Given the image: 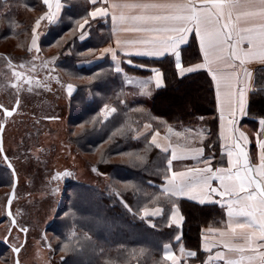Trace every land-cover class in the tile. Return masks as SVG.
Here are the masks:
<instances>
[{
    "label": "trees",
    "instance_id": "obj_1",
    "mask_svg": "<svg viewBox=\"0 0 264 264\" xmlns=\"http://www.w3.org/2000/svg\"><path fill=\"white\" fill-rule=\"evenodd\" d=\"M63 4L59 22L50 25L38 40L41 53L52 48L62 37L66 38L68 33L78 28L76 21L82 22L87 16L89 6L86 0H63ZM30 11L42 15L46 7L42 0H0V43L14 38L21 40L24 34L32 35L37 17L26 16ZM87 28L89 37L85 41H79L76 31L71 39L64 42L57 69L72 72L73 79L86 80L79 84L72 82L74 92L68 97L69 138L79 154L90 157L88 162L107 177L109 184L103 189L78 183L67 185L59 194L43 237L49 242L52 238L57 239L52 247L55 256L61 249L72 250L59 264H100V257H103L104 264L111 260L117 264H171L164 259V245L176 248L179 243L197 254L187 260V264H204L207 255L201 249V232L203 228L220 226L223 219L221 210L215 205L200 206L180 200V208L186 218L183 227L168 226L172 198L161 188L168 156L148 146L140 133L145 123H152L154 128L165 134L166 127L159 124L160 119L167 126L187 129L194 134L201 127L210 129L214 133L213 164L218 163V117L214 89L208 87L210 77L199 71L181 81L176 74L173 57H132L131 64L127 63L128 58H123L119 73L108 57L85 65L110 41L107 23L89 22ZM193 39L194 36L184 46L190 51L187 55L182 54V66H191L190 62L199 56L198 46L192 45ZM0 56L7 55L0 51ZM152 67L164 73V86L156 89L149 99L130 96L128 84L131 80L151 76ZM105 105L116 108L108 121L99 116L101 107ZM247 115L255 121L264 118V67L255 70ZM94 119L101 123L92 122ZM80 124L85 127L80 129ZM75 130L79 132L73 135ZM113 132L116 135L109 140ZM190 139L191 144L199 142L195 135ZM102 154H105V162H99ZM4 166L0 165V190L9 193L12 176ZM121 201L126 202L131 211ZM156 208H161L163 215L144 217L145 211ZM20 215L16 221H20ZM5 222V218L0 220V226ZM181 233L182 239L177 241L176 236ZM88 245H92V251L85 255ZM10 250L8 243L0 241V263L6 262L5 255Z\"/></svg>",
    "mask_w": 264,
    "mask_h": 264
},
{
    "label": "snow or ice",
    "instance_id": "obj_2",
    "mask_svg": "<svg viewBox=\"0 0 264 264\" xmlns=\"http://www.w3.org/2000/svg\"><path fill=\"white\" fill-rule=\"evenodd\" d=\"M98 2L99 6H96ZM42 3L47 6L48 11L36 20L32 28L30 52L32 48L39 51L37 44L40 35L37 28L41 21L47 20L51 23L62 7L61 0H42ZM91 4L94 6L93 10L87 13L82 22L76 21L78 28L73 29L68 36L79 31L80 39L84 40V29L89 25L88 17L92 20H107L110 17L113 37H118L120 31L139 34L131 41L122 42L117 38L116 48L102 49L103 53L111 55L117 73L121 71L118 63V57L121 56L128 58L129 64L132 63V57H174L176 74L181 81L201 70L207 72L210 77L208 87L215 90V109L220 121V156H226V167L213 164L214 133L210 129L199 128L195 133L199 146H190L192 141L187 129L184 132L175 131L160 119L159 124L165 125L168 133L163 138L166 142L161 143L159 130L154 128L152 123L143 125V139L147 145L159 149L162 153H170L163 177V192L172 198L168 226L175 225L176 229H182L186 219L180 208L182 198L201 206L216 204L226 210V224L224 227H209L208 233L215 237L210 243L205 240V233L202 231L201 248L204 251H211L216 247L223 248L225 251L216 252V257L223 260L224 264H264V118L259 120L260 131L256 134L259 160L256 165L249 159V136L237 127L238 118L248 114V93L253 72L248 70L247 65L254 62L264 65V0H137L132 3L126 0H91ZM190 33H194L192 45H198L199 56L196 61L190 62L191 66L185 67L182 66V54L187 55L190 49L181 46L189 44ZM61 42H66L63 37L52 46L57 47ZM55 60L56 57H53L49 63L54 64ZM150 72V79L159 90L165 83L164 73L156 67H152ZM93 78L95 77L88 79ZM73 92V85L69 83L66 93L71 97ZM13 111L14 109H5V117L12 116ZM115 112L116 108L105 105L101 108L99 116L103 121H108ZM200 120L203 121L204 117L201 116ZM92 122L101 123L95 119ZM79 127L83 129L85 125L80 124ZM3 131L4 126L0 125V133ZM115 135L113 132L109 140ZM172 137L176 138V142H173ZM181 140H184V143H180ZM205 140L208 141L207 144ZM104 155L102 154L99 162H105ZM0 157H3V162L12 170L14 185L16 169L8 160L2 146ZM185 160L194 161L193 166L184 170H173L174 161ZM92 171L98 175L102 174L95 167ZM70 175L69 172H62L53 179ZM213 181L216 182L215 185ZM215 197L219 199L216 200ZM121 203L125 208H129L126 202ZM150 214L161 216L163 212L161 208H156L152 213H143L144 217ZM12 223L15 225V221ZM19 230L25 233L28 231L26 228ZM180 239L182 233L176 236L177 241ZM21 248L22 245L12 246V252L19 254ZM164 249V259L172 260L173 264H176L167 244ZM189 255L195 257L197 254L190 252Z\"/></svg>",
    "mask_w": 264,
    "mask_h": 264
},
{
    "label": "rangeland",
    "instance_id": "obj_3",
    "mask_svg": "<svg viewBox=\"0 0 264 264\" xmlns=\"http://www.w3.org/2000/svg\"><path fill=\"white\" fill-rule=\"evenodd\" d=\"M28 15L39 19L45 14L30 11L26 16ZM49 26L46 20L41 21L37 28L40 37ZM21 37V40L14 38L0 43V51L9 58H0V124L4 117L3 108L11 110L14 104H18L16 115L5 122L2 138L7 158L14 165L18 177L10 208V216L15 221L16 228L10 234L12 223L5 213L8 192L2 193L3 190H0V220L6 219L5 224L0 226V241L8 243L11 248L22 245L18 254L19 264H59L72 250L61 249L55 256L53 248L57 239L52 238L49 242L43 237L44 228L54 214L59 194L73 183L103 189L108 186L109 180L102 174L94 173V166L88 162L90 157L79 154L70 142L69 96L66 87L69 83L79 84L86 80L73 79L72 72L57 69L59 52L64 42L57 47L45 49L43 53L37 44L39 51L32 48L30 52L31 36L24 34ZM71 37L67 36L63 40L67 41ZM53 57H56L55 63H49ZM90 58L95 59L94 56ZM147 79L149 81V78L131 80L128 84L130 96L145 98L135 94L134 83L135 80ZM78 132L79 130L74 131ZM0 165L4 166L1 157ZM62 172H69L71 175L53 179ZM20 213V221H16ZM20 228H26L27 233L20 231ZM88 247L85 255L92 251V245ZM5 258L6 262L0 264L14 263L11 250ZM102 258H99L100 264H104ZM109 264L117 263L111 260Z\"/></svg>",
    "mask_w": 264,
    "mask_h": 264
},
{
    "label": "crops",
    "instance_id": "obj_4",
    "mask_svg": "<svg viewBox=\"0 0 264 264\" xmlns=\"http://www.w3.org/2000/svg\"><path fill=\"white\" fill-rule=\"evenodd\" d=\"M109 2H111V0H109ZM126 2L132 3V2H137V0H126ZM86 3L89 6L88 12L92 11L94 6L91 4V0H86ZM61 5H62V7L60 9L59 14L55 18V20L52 21L51 23H49L46 20L47 24L49 23L50 25H54V24L59 22V20L61 19L62 13H63V9H64L63 0H61ZM96 6H99V2H98V4ZM45 7H46V12H47L48 11L47 6H45ZM88 19H89V22H95V23L96 22L97 23L103 22V23H107L108 27H109L110 41H109L108 45H106V46H104V47L99 49L97 55L95 56V59H92L91 61L86 62L85 65L94 64L95 62L101 61V60H103L106 57H108L110 59V61L114 64V62L112 61L111 55L108 54V53H103L102 49L108 48V47L116 48V39L117 38L120 39L122 42L123 41H131V40H135L138 37V35H139L138 33H135V32L120 31L118 37H113L112 33H111L110 17L107 20H103V19H100V18H97V20H92L90 17H88ZM84 31L86 32V36H85L84 40L80 39V32L78 31L77 38L79 39L80 42L85 41L89 37V31H88L87 25L85 26ZM192 36H194V33H190L189 34V40H190V38ZM181 47H184V45H182ZM245 47H246V45H245ZM123 58H126V57H122V56L118 57V63H119L120 68H121V62H122L121 59H123ZM135 58H146V57H135ZM146 59H154V58H146ZM159 59H161V58H159ZM263 67H264V65H261L259 63H255V62L250 64V65H247L248 70L253 72V78H252V80L250 82V86H249L248 102H249L250 94L253 91V87H254V73H255V70L258 69V68H263ZM114 69H116V64H114ZM201 71H204V70H201ZM53 72H55V71H53ZM204 72H206V71H204ZM53 75H54V73H53ZM54 77H56V74L54 75ZM147 78H149V81H148V79L145 80V81H143V80L136 81L135 80L134 90H135V94L140 95V96H144L145 98L149 99L152 96V94L154 93V91L156 90V88H155L154 81H151V79H150L151 76H149ZM138 91L140 93H138ZM214 98H215V90H214ZM222 99H223V90H222ZM217 117H218L217 119H218V141H219L220 121H219V114L218 113H217ZM237 127H239L242 131L245 132L246 135L249 136V140H250V143L248 145L249 159H250V162L253 163L254 165L258 164L259 160H258V153H257V150H256V138H257L256 134L260 131L259 120H256V121L255 120H251V119L248 118V115H246L244 117H239L238 118ZM172 128L175 131H181V132H184V130H185V129L178 128V127H172ZM188 132H189V139L191 138V136L195 135L192 131L188 130ZM144 133H145V130L143 128L140 134H144ZM166 135H168L167 132L165 134L160 133V138L159 139H160L161 143H165L166 142L163 139ZM172 140H173V142H176V138L175 137H172ZM179 142L180 143H184V140H181ZM190 146H199V142L197 144H191ZM164 154H166V153H164ZM166 155L169 157L170 153H167ZM1 160H2V157H1ZM3 164H4V162H3ZM193 164H194V161H192V160L174 161L173 162V170L174 171L184 170L186 167L193 166ZM220 165L226 167L227 166V158H226V156H224V157L220 156V146H219V159H218V163L214 164V166H220ZM17 179H18V177H17ZM215 183L216 182L213 181L214 185H215ZM163 187H164V181H163V184L161 186L162 191H163ZM214 199L218 200L219 197H215ZM181 200L188 201V200L183 199V198ZM189 202H192V201H189ZM192 203H194V202H192ZM206 205H208V204H206ZM211 205H215L221 210L223 219H222V222H221L220 226H217V227H224V225L226 224V221H227L226 210L221 209L216 204H211ZM154 211H155V209L148 210L147 212L152 213ZM147 217L157 218L158 216H153V215L150 214ZM208 229L209 228H203L202 231L205 233V240L210 243L212 240L215 239V237L208 233ZM12 231H13V229H12ZM11 232H10V234H11ZM168 251L172 254L173 259L176 261V264H180V263L187 264L186 261L191 259V258H193V256L189 255V253L192 252V251L186 250L182 243H179L176 248H172L170 245H168ZM202 251L207 255L204 264H224L223 260H219L216 257V252H218V251L219 252H224L225 251L223 248L216 247V248H212L211 251H204L203 249H202ZM164 254H165V249H163V255ZM235 258H238V257H235ZM167 261L170 262L171 264H173L172 260H167Z\"/></svg>",
    "mask_w": 264,
    "mask_h": 264
},
{
    "label": "water",
    "instance_id": "obj_5",
    "mask_svg": "<svg viewBox=\"0 0 264 264\" xmlns=\"http://www.w3.org/2000/svg\"><path fill=\"white\" fill-rule=\"evenodd\" d=\"M4 110H5V109L3 108V114H4ZM13 112H14V111H13ZM4 117H5V115H4ZM9 117H10V116H9ZM9 117H6V118H9ZM1 125H3L4 128H5V126H6L5 121H4ZM2 138H3V132L0 133V146L3 147V140H2ZM2 160H3V157H2ZM4 164H5L6 167H7V164H6V163H4ZM7 169L10 171L11 176H12V170L9 169L8 167H7ZM12 182H13V177H12ZM17 184H18V179H17V176H16L15 184H14V185L12 184V188H11L10 192L8 193V196H7V199H6V202H5V213H6V215H8V216L10 217V219H11V223H12V221H14V220H13V218L10 216V208H11V204H12V201H13V197H14V194H15V191H16ZM13 228H16V224L14 225V224L12 223V227H11V229H10V232L12 231ZM11 251H12V248H11ZM12 253H13V252H12ZM13 259H14V263H13V264H17L18 254L13 253Z\"/></svg>",
    "mask_w": 264,
    "mask_h": 264
},
{
    "label": "flooded vegetation",
    "instance_id": "obj_6",
    "mask_svg": "<svg viewBox=\"0 0 264 264\" xmlns=\"http://www.w3.org/2000/svg\"><path fill=\"white\" fill-rule=\"evenodd\" d=\"M0 58L1 59H4V60H9V58H8V56H6V57H2V56H0ZM4 109H6L5 107H4ZM14 109V112H13V115L12 116H10L9 118H13L15 115H16V113H17V111H18V104L16 105V104H14V106H13V108L11 109V110H13ZM6 120H8V118H6V117H3L2 118V121H1V124L5 121L6 122ZM0 124V125H1ZM6 127V126H5ZM4 130H5V128H4ZM4 132V131H3Z\"/></svg>",
    "mask_w": 264,
    "mask_h": 264
}]
</instances>
